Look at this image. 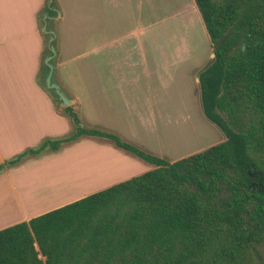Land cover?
<instances>
[{"label":"trees","instance_id":"1","mask_svg":"<svg viewBox=\"0 0 264 264\" xmlns=\"http://www.w3.org/2000/svg\"><path fill=\"white\" fill-rule=\"evenodd\" d=\"M48 1L40 29L58 15ZM194 3L213 53L198 72L201 107L225 140L167 161L82 125L71 105L63 107L74 130L5 160L0 173L87 135L108 139L151 167L1 228L0 264H224L210 258L218 247L228 264H244L264 240V0ZM41 34L46 42L51 36ZM42 53L38 81L57 105L45 85L47 43ZM223 190L226 197L219 196Z\"/></svg>","mask_w":264,"mask_h":264},{"label":"crops","instance_id":"2","mask_svg":"<svg viewBox=\"0 0 264 264\" xmlns=\"http://www.w3.org/2000/svg\"><path fill=\"white\" fill-rule=\"evenodd\" d=\"M44 3L45 0H0V164L39 145L45 138L65 137L74 130L72 120L55 105L38 81L43 52L39 14ZM56 4L57 28L53 29L56 52L51 58V78L73 100L71 106L81 124L119 132V125L99 121L105 110L112 111L116 102L124 118L128 113L140 117L137 103L141 100L146 113L154 117L156 113L151 107L160 104L161 94L148 82H134L131 74L139 70L148 72L146 42L151 24L153 39L159 40L161 19L156 10L159 0H56ZM150 9L153 21L149 20ZM80 148L107 152L117 164L104 162L102 158H98L99 164L98 161L91 164L74 157L76 161L65 163L70 149ZM145 162L108 139L87 135L64 144L59 150H47L6 167L0 173V184L10 186L11 193L5 198L10 196V201L14 200L20 214L0 225V229L69 201L37 211L31 209L33 204L81 192L86 183L101 184L103 174L111 177V181L102 184L111 185L132 176L134 171L123 175L128 170L136 168L140 173L149 169L150 164L147 166ZM40 164L54 166L33 177L41 182L38 188L27 189L29 178L24 192L23 180L18 177H24L25 172ZM42 186L49 192H44L47 190ZM68 199L67 196L65 200Z\"/></svg>","mask_w":264,"mask_h":264},{"label":"rangeland","instance_id":"3","mask_svg":"<svg viewBox=\"0 0 264 264\" xmlns=\"http://www.w3.org/2000/svg\"><path fill=\"white\" fill-rule=\"evenodd\" d=\"M54 1L56 3V0ZM156 10L161 19L158 29L159 40L154 41V26L151 24L149 26L150 38L146 42L149 48L147 56L148 72H140L139 70L131 74L134 82H148L152 87L157 88V91L161 94L160 104L151 107V110L153 109L156 113L155 116L152 117V115L146 113L144 102L141 100L137 103L141 113L140 117L135 113H128L124 118L120 115L116 102L112 111L105 110V116L99 117V121L114 126L119 125V132H117L119 134L111 133L118 136L122 141L148 154L167 161H174L199 152L212 144L224 141L225 135L217 125L205 116L201 107L198 72L210 62L213 53L194 0H159V8ZM150 14L149 20L153 21L152 9H150ZM161 16H164V19ZM46 24L49 31L53 32V29L57 28L55 18L49 19ZM46 43V36H44L43 50ZM57 107L63 108L61 103H58ZM158 112H160V115ZM73 157L77 160L80 158L81 160L85 159L91 164L96 161L99 164L98 158H102L107 163L108 161L109 163L112 162L111 159H113L109 153L96 148L70 149L66 157L68 160L65 163L71 164L76 161ZM110 164L116 166L117 163L112 162ZM145 164L149 166L148 162H145ZM53 166L40 164L25 172L24 177H18V180H23L24 192L26 187L28 190L29 188L40 187L41 182L38 179H33V177L40 173H46ZM104 167L107 168L106 165ZM97 170H99L98 167ZM132 171L134 173L131 175L139 173L134 168L123 175L130 174ZM107 177L103 174L101 184L93 186L86 183L87 179H84L83 181L86 180L85 190L78 193L63 194L56 199L43 200L40 202L41 204L31 205V209L35 211L45 209L58 202L63 203L82 197L86 195V191L90 193L106 187L108 184L103 185L105 181H111V177ZM29 178L31 181L26 184L25 182ZM83 181L82 183H84ZM89 181L90 178H88ZM42 188L47 190L44 192H49L47 187L42 186ZM10 193V186L1 183L0 200L2 199L3 206L0 208V225L20 214L14 200L10 201L12 200L10 196L5 198ZM226 195L224 190L219 194L220 197H226ZM67 196L69 199L65 200ZM4 206H7V208H4ZM218 250L219 247L211 254V260L219 259L224 264H228L230 260L226 254L223 255L222 250ZM249 252L251 256L246 255L243 260L244 264H264V240L256 245L255 251L250 250Z\"/></svg>","mask_w":264,"mask_h":264},{"label":"water","instance_id":"4","mask_svg":"<svg viewBox=\"0 0 264 264\" xmlns=\"http://www.w3.org/2000/svg\"><path fill=\"white\" fill-rule=\"evenodd\" d=\"M52 2V0H49L48 3L50 4ZM46 18V15L43 16V19ZM46 23L44 22L43 27H42V32L43 33H50L51 36L49 37L47 44L49 46L51 55L47 56L44 58V63L48 66L49 70L48 73L46 74L45 77V85L47 88L49 89H53L54 92L57 94L58 98L61 101V106L65 107V106H70L73 103V100L71 98H69L65 92H63V90L60 88V86L52 81V71H53V65L50 63L51 58L55 55V48L53 45H51V42L54 39V33L52 31L47 30L46 28Z\"/></svg>","mask_w":264,"mask_h":264}]
</instances>
